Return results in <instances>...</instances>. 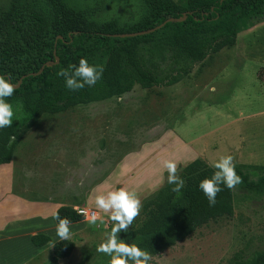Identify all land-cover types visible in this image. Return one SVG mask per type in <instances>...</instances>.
Masks as SVG:
<instances>
[{
  "label": "rangeland",
  "instance_id": "1",
  "mask_svg": "<svg viewBox=\"0 0 264 264\" xmlns=\"http://www.w3.org/2000/svg\"><path fill=\"white\" fill-rule=\"evenodd\" d=\"M63 1L100 20L136 21L148 12L141 0ZM12 7L50 15L48 0H0V14ZM19 146L15 159L23 156L28 167L36 161L30 195L52 193L84 215L70 226L74 247L60 264H107L95 249L112 222L105 216L89 224L91 214L84 210L103 215L95 206L97 194L134 190L142 208L167 184L163 159L177 160L179 174L195 158L209 164L231 154L247 176L232 190V216L209 221L150 255V264H251L264 251V21L241 29L234 44L196 62L173 85L135 84L120 96L43 113ZM50 177L52 184L46 183ZM141 208L129 228L142 221ZM51 247L33 253L28 264H50Z\"/></svg>",
  "mask_w": 264,
  "mask_h": 264
},
{
  "label": "trees",
  "instance_id": "2",
  "mask_svg": "<svg viewBox=\"0 0 264 264\" xmlns=\"http://www.w3.org/2000/svg\"><path fill=\"white\" fill-rule=\"evenodd\" d=\"M141 1L148 12L136 21L90 18L63 0H48L50 15L36 7H12L0 14V76L15 86L6 99L18 109L12 125L0 129V164L10 162L21 137L43 113L120 96L135 84L142 88L173 85L196 62L234 44L241 29L264 21V0ZM167 18L173 20L151 32L135 34ZM81 57L101 67L103 74L95 85L70 91L56 72ZM11 136L15 140L9 141ZM185 165L179 171L184 187L173 192V185L167 183L158 189L143 203L140 224L123 233L124 241H136L150 255H158L209 221L232 216V190L221 186L210 207L197 187L214 170L200 158ZM241 167L236 166V171L246 180ZM55 212L70 223L84 219L82 212L69 205ZM30 242L43 246L51 238L35 233ZM73 247L70 239L53 242L50 264H60L58 260L68 257ZM251 264H264V251Z\"/></svg>",
  "mask_w": 264,
  "mask_h": 264
},
{
  "label": "clouds",
  "instance_id": "3",
  "mask_svg": "<svg viewBox=\"0 0 264 264\" xmlns=\"http://www.w3.org/2000/svg\"><path fill=\"white\" fill-rule=\"evenodd\" d=\"M102 74L101 67L90 64L84 57L79 58L78 63L56 72L58 77H63L64 86L70 91L83 89L86 85L89 87L95 85ZM14 87L5 76H0V129L12 125L13 117L18 110L6 99L13 95ZM12 140H15V136L9 137V141ZM208 167L214 171L210 176L201 179L197 187L211 207L216 203L217 193L222 191L221 186L233 190L241 184L242 178L236 171L231 154L221 155L210 162ZM165 171L167 183L173 185L172 191L179 192L184 187L185 180L178 174L177 160L163 159L161 172ZM95 206L103 215H98L96 211L92 212L88 218L89 224L103 222L105 216L112 222L110 231L95 249L97 253H103L108 257L107 264H150L151 257L146 250L124 241L118 235L121 231L126 232L139 214L141 203L136 192L124 187L101 192L95 196ZM51 215L54 220H57L56 236L60 240L70 239V221L67 218H60L55 211Z\"/></svg>",
  "mask_w": 264,
  "mask_h": 264
},
{
  "label": "crops",
  "instance_id": "4",
  "mask_svg": "<svg viewBox=\"0 0 264 264\" xmlns=\"http://www.w3.org/2000/svg\"><path fill=\"white\" fill-rule=\"evenodd\" d=\"M175 1L182 3L183 0ZM27 132L17 143L10 162L0 164V264H28L33 253L52 245H33L30 242L32 234L44 233L52 242L59 240L55 232L57 223L51 214L61 205L72 207L60 198H55L52 193L45 192L44 197L30 195L33 190L32 171L36 169V161L30 162L32 166L28 167L23 162V156L14 158V153L22 140L26 139ZM52 180L53 177L47 178L46 183L51 181L52 184ZM34 187L37 188L35 185ZM75 225L76 223H70L72 227Z\"/></svg>",
  "mask_w": 264,
  "mask_h": 264
},
{
  "label": "water",
  "instance_id": "5",
  "mask_svg": "<svg viewBox=\"0 0 264 264\" xmlns=\"http://www.w3.org/2000/svg\"><path fill=\"white\" fill-rule=\"evenodd\" d=\"M170 20L172 21L173 18H167V19H166L164 22H162L160 25H158V26H156V27H154V28H152V29H150V30H145V31L138 32V33H135V34L151 32V31H153V30H156V29L160 28L161 26L164 25V23H166L167 21H170ZM115 35H118V34H115ZM123 35H126V34H123ZM129 35H130V34H129Z\"/></svg>",
  "mask_w": 264,
  "mask_h": 264
},
{
  "label": "bare ground",
  "instance_id": "6",
  "mask_svg": "<svg viewBox=\"0 0 264 264\" xmlns=\"http://www.w3.org/2000/svg\"><path fill=\"white\" fill-rule=\"evenodd\" d=\"M84 210H85L87 213L90 212V214H91V210H89V209H84Z\"/></svg>",
  "mask_w": 264,
  "mask_h": 264
},
{
  "label": "built area",
  "instance_id": "7",
  "mask_svg": "<svg viewBox=\"0 0 264 264\" xmlns=\"http://www.w3.org/2000/svg\"><path fill=\"white\" fill-rule=\"evenodd\" d=\"M80 212V211H79Z\"/></svg>",
  "mask_w": 264,
  "mask_h": 264
}]
</instances>
